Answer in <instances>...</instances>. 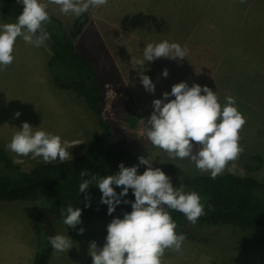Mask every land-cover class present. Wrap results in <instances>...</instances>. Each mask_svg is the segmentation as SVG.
Instances as JSON below:
<instances>
[{"label": "rangeland", "instance_id": "rangeland-1", "mask_svg": "<svg viewBox=\"0 0 264 264\" xmlns=\"http://www.w3.org/2000/svg\"><path fill=\"white\" fill-rule=\"evenodd\" d=\"M40 2L47 4V0ZM251 2L108 0L106 6L84 13L86 21L75 36L69 30L77 17L61 14L56 5L48 4L47 11L51 22L58 21L64 35L71 38L75 51L94 63L102 96V117L111 125L117 142L125 151L151 159L154 168L161 169L168 162L179 165L183 169L181 175L161 169L177 188V182L198 170L190 159L170 160L165 151L148 142L140 119L147 121L153 111L152 101L170 92L172 85L185 82L182 73L188 70L190 86L197 83L199 75V83L216 93L222 107L227 103L226 97H234L235 106L246 118L239 133L244 151L227 164L224 172L264 181V5L258 9ZM0 23H6L1 16ZM165 40L186 46L188 55L179 62L165 58L146 62L144 74L151 78L156 90L152 95L145 90L147 94L143 95L137 75L140 69L134 61L143 58L146 44ZM21 42L24 41L18 37L15 44ZM20 45L13 50V63L0 71V149L19 170L29 171L43 159L31 155L14 158L16 154L5 148L23 122H28L34 131L44 130L74 145L69 148L72 157L83 154L101 129L81 97L54 80L56 75L57 81L62 82L66 72L55 63L50 73V40L39 48L27 43L24 48ZM231 55L235 57L229 59ZM164 69L169 73L166 78L162 75ZM146 168L144 165V171ZM14 173L15 169L0 162V175ZM42 206L41 199L0 201V216L4 217L0 219V264L31 261L33 252L26 259L24 251L33 248V244L35 248L42 245V225L38 238L33 219ZM62 220H49L52 236L68 235L73 247L59 253L51 248L45 264H92L89 243L95 240L98 247L104 245L112 219H82L77 229L67 227ZM79 228L84 229L82 235L78 234ZM191 231L185 234L177 224V234L186 236L182 252L165 250L162 264H264L263 233L249 232L234 224L198 221Z\"/></svg>", "mask_w": 264, "mask_h": 264}, {"label": "clouds", "instance_id": "clouds-1", "mask_svg": "<svg viewBox=\"0 0 264 264\" xmlns=\"http://www.w3.org/2000/svg\"><path fill=\"white\" fill-rule=\"evenodd\" d=\"M23 5L22 12L15 23H0V71L13 63L14 44L17 38L34 47H42L50 39L46 25L51 23L48 4L56 5L61 14L80 17L89 9L108 4V0H16ZM240 4L246 0H238ZM189 49L167 40L153 44L148 43L143 49V58L134 63L139 66L137 75L144 89L155 93L156 86L145 75L146 62L157 59H185ZM168 70L162 75L166 78ZM204 93V94H201ZM174 97V99H170ZM227 103L222 107L218 96L209 87L187 82H179L171 87L170 92L162 93V98L152 101L153 111L145 122L147 141L154 147L165 151L169 159H190L200 173L210 174L216 179L223 174L227 164L236 160L244 151L240 146V130L246 118L237 109L234 97H226ZM18 118L20 113H15ZM14 133L11 141L5 145L6 150L18 157L42 158L45 163L63 164L72 155L69 142L44 130H35L28 122ZM57 158L59 160L57 161ZM146 165L140 174L138 169ZM153 161L143 155L138 157L136 165L125 167L119 164V171L113 175L92 176L79 183V192L87 193L90 185L95 183L102 193L100 203L107 205V214L112 215L121 203L130 204L132 211L125 212L123 218L114 217L107 225V236L102 247L95 240L89 243L88 255L92 264H162L165 250L182 252L186 236L177 234V224L169 210L182 213L186 219L196 224L205 215V206L197 192H185L184 186L174 188L170 177L160 168H154ZM90 173L80 170L79 176L89 177ZM115 186V187H114ZM122 190L117 193L115 188ZM129 190L134 201L125 199ZM85 207H90V197ZM211 207V206H209ZM62 222L67 227L77 229L82 223V209L71 205L62 208ZM83 228L78 229L82 235ZM54 253L68 252L73 241L68 235L57 234L48 237Z\"/></svg>", "mask_w": 264, "mask_h": 264}, {"label": "trees", "instance_id": "trees-1", "mask_svg": "<svg viewBox=\"0 0 264 264\" xmlns=\"http://www.w3.org/2000/svg\"><path fill=\"white\" fill-rule=\"evenodd\" d=\"M22 10L23 7L17 4L16 0H0V16L6 23H15ZM85 21L86 14L76 18L70 27V35H77ZM45 27L50 34L52 54L47 60L50 73L53 72L51 67L55 63L61 66L66 72V77L62 75V82H58V76L53 75L54 80L62 87L71 88L81 97L87 108L96 116L101 132L92 137L83 154L72 157L63 164L39 162L29 171L19 170L0 149V162L3 166L15 169L14 174L0 175V201L34 199L43 201V206L36 212L34 226L38 236L39 226L42 225L43 236H39L44 239L33 264H45L52 248L48 242V237L53 235L49 220L62 218L60 215L62 208L69 205L73 208L80 207L81 218L87 221L95 218H123L125 212H131L130 204L121 203L112 215H108L107 205L100 203L102 193L95 183L90 185L87 193L79 192V183L92 176L113 175L119 171L120 163L125 167L138 163V157L122 148L113 136L111 125L102 117V96L94 63L75 51L73 41L64 35L58 21L53 20ZM161 169L173 175H181L183 172L179 165L172 162L162 164ZM80 170L89 172V177H80ZM143 171L144 166L141 165L138 172L142 174ZM181 184L187 189L186 192L194 191L201 197L205 215L201 216L198 222L212 225L234 224L243 230L264 234V181L232 172H224L216 179H211L210 174L196 171L177 182L176 187H180ZM115 190L119 193L122 189L116 187ZM86 197H90V207H85V203L88 202ZM125 199L134 201L135 197L131 190ZM169 214L185 234L191 233L196 226L178 211L169 210Z\"/></svg>", "mask_w": 264, "mask_h": 264}, {"label": "crops", "instance_id": "crops-1", "mask_svg": "<svg viewBox=\"0 0 264 264\" xmlns=\"http://www.w3.org/2000/svg\"><path fill=\"white\" fill-rule=\"evenodd\" d=\"M249 1H252L251 2V4L252 5H255V6H257V8L258 9H262L263 8V6L262 5H264V0H249ZM20 44H22L23 45V48L24 47H26V45H25V43L24 42H21V43H16V44H14V49L15 48H20V47H22ZM235 57V55H231L230 56V58L229 59H231L232 57ZM165 63H167L166 61H164ZM263 69H264V67H263ZM158 73V72H157ZM183 74V76L187 79L185 82H187L188 83V85L190 86V71L188 70V71H186L185 73H182ZM262 77H264V75L262 76ZM160 78V77H159ZM199 81H200V78H199V75H198V78H197V83L196 84H200L199 83ZM139 82H140V78H139ZM192 83H195V82H192ZM201 85V84H200ZM202 86V85H201ZM139 88H140V90H141V93L143 92V95H146L147 94V92L145 91V89H144V87L141 85V82H140V86H139ZM201 94H203V93H201ZM150 95H152L151 93H150ZM231 95V94H230ZM75 102V101H74ZM74 102H72L73 103V105H76ZM142 118V117H141ZM4 125V124H3ZM0 126H2V125H0ZM4 126H7V125H4ZM247 143V142H246ZM245 143V144H246ZM244 153H246V150H245V152ZM136 155V154H135ZM14 158L16 157V155H14L13 156ZM138 157V156H137ZM13 158V159H14ZM144 166V165H143ZM18 203H20V201H14V204H18ZM33 215H34V213H33ZM36 215V214H35ZM35 215H34V217H35ZM4 217H2V216H0V219H3ZM33 219H35V218H33ZM35 245L36 244H33V248H30V249H25V251H24V253H25V255H26V259H27V257H29V256H31V253L33 252V254H32V258H31V261L30 260H27V263L28 264H33V261H34V258H35V256H36V254H37V251H38V248H35ZM35 248V249H34ZM34 249V250H33ZM51 251H52V249H51ZM51 253V252H50Z\"/></svg>", "mask_w": 264, "mask_h": 264}]
</instances>
